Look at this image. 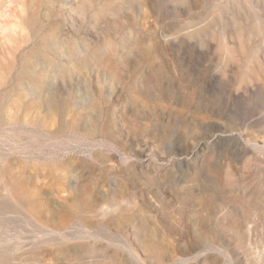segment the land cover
<instances>
[{"label":"rangeland","instance_id":"1","mask_svg":"<svg viewBox=\"0 0 264 264\" xmlns=\"http://www.w3.org/2000/svg\"><path fill=\"white\" fill-rule=\"evenodd\" d=\"M34 40L0 264H264V0H0Z\"/></svg>","mask_w":264,"mask_h":264},{"label":"bare ground","instance_id":"2","mask_svg":"<svg viewBox=\"0 0 264 264\" xmlns=\"http://www.w3.org/2000/svg\"><path fill=\"white\" fill-rule=\"evenodd\" d=\"M35 44L34 40L33 48L29 51L21 52L19 56H16V60L9 70L3 64L0 67V89H5V93L0 97V114L6 112L10 123H15L16 118L14 117L15 113L11 112L14 107H10L8 103L10 99L15 98L14 95L22 85L29 83L28 79L33 75L34 65L33 60L30 58V51L35 49ZM49 107L52 109L51 106ZM3 121V118H0V122L3 123Z\"/></svg>","mask_w":264,"mask_h":264}]
</instances>
